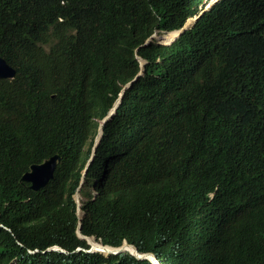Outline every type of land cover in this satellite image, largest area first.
<instances>
[{"label": "trees", "instance_id": "16d2710c", "mask_svg": "<svg viewBox=\"0 0 264 264\" xmlns=\"http://www.w3.org/2000/svg\"><path fill=\"white\" fill-rule=\"evenodd\" d=\"M207 1L0 0L15 70L0 80V264H152L86 252L79 223L160 264H264V0H219L144 45ZM54 155L30 190L23 174Z\"/></svg>", "mask_w": 264, "mask_h": 264}, {"label": "water", "instance_id": "95a60500", "mask_svg": "<svg viewBox=\"0 0 264 264\" xmlns=\"http://www.w3.org/2000/svg\"><path fill=\"white\" fill-rule=\"evenodd\" d=\"M192 24H193V22H191V21L187 22L182 27V29L179 31V33L190 28L192 26ZM140 63H141V72L137 75V77L141 76L144 72L143 63L141 61H140ZM14 75H15L14 68L9 66L4 59L0 58V80L1 79H12L14 77ZM132 82H134V81H132ZM105 120H107V118L104 119V121ZM101 127L102 126H99L100 131H101ZM59 160H60V157L58 155H55L53 157H50V158L44 160L40 164L31 165L30 169L26 173L23 174L21 181L29 183V189L32 191H39V190L43 189L48 184V182L53 178V175H54V172H55V169H56V166H57ZM85 171H86V168L84 169L83 176L85 174ZM81 185H82V181L80 183V186ZM80 186H79V188L75 194V202L77 204V215L79 218H80V213H82L81 203L79 201ZM77 234L81 239L86 240L88 243L89 237H85V236L81 235V233H80V224H78ZM91 238H93V237H91ZM101 246L102 247H108V246H103V245H101ZM125 247H131L132 249H134V251H135L134 254L137 253V255H139V256L134 255L132 252H129V253L134 255L139 260L149 259V260L155 261L154 256L151 255L152 259H150L147 256L150 254H141L137 251V249L134 246L129 245L126 242H124L118 248L108 247L110 249L108 254L121 253V252H123V248H125ZM57 249L58 248H54V250H57ZM88 252H96V250L94 249L93 246L92 247L90 246V249L88 250Z\"/></svg>", "mask_w": 264, "mask_h": 264}, {"label": "clouds", "instance_id": "9594fccd", "mask_svg": "<svg viewBox=\"0 0 264 264\" xmlns=\"http://www.w3.org/2000/svg\"><path fill=\"white\" fill-rule=\"evenodd\" d=\"M219 0H208L207 2H206V4L204 5V7H203V9L199 12V14L198 15H196L195 17H192V18H189V19H187L186 20V22L182 25V27L187 23V22H189V21H191V22H193V24H192V26L190 27V28H188V29H186V30H189V29H191V28H193V26H194V24H195V22L197 21V19L203 14V13H205V12H207V11H209L210 9H211V7L212 6H214V4H216L217 2H218ZM182 27L180 28V29H178V30H174V31H171V32H167V33H173V32H175L176 33V36L174 37V40L175 39H177L179 36H180V34H182L184 31H186V30H184V31H182V32H180L179 33V31L182 29ZM155 33H157L156 31L154 32V34ZM179 33V34H178ZM153 34V35H154ZM160 34V33H159ZM153 35L149 38V39H147V41L144 43V45H147V44H149L151 41H155L154 40V37H153ZM166 36V35H165ZM174 40H172L171 42H169L168 44H170V43H172ZM156 43H158V44H160L159 42H157L156 41ZM168 44H165V45H168ZM138 60H139V62L141 61L142 63H143V66H144V61L141 59V58H139L138 57ZM141 72V63H140V71H139V73ZM138 73V74H139ZM137 74V75H138ZM143 74H144V72H143ZM142 74V75H143ZM141 75V76H142ZM137 77V76H136ZM134 78L132 81H136L137 79H138V77L137 78ZM140 77V76H139ZM131 81V82H132ZM131 82H129L128 84H126L124 87H123V89H122V91H121V93H120V95H119V97H118V99L114 102V104H113V106L110 108V110H109V112L107 113V115L100 121V123H99V126H102L101 127V132H100V130H99V126H98V131H97V133H96V136H95V138H94V142H93V146H92V154H94V152H95V148H96V146L98 145V143H99V140H100V138H101V136H102V131H103V125H104V123L105 122H107L110 118H111V116L115 113V110H116V108L118 107V105H119V103H120V99H121V97H122V95H123V92H124V90L128 87V86H130L132 83ZM107 118V120H105L104 121V119H106ZM100 132V133H99ZM55 156V155H54ZM59 156V155H58ZM53 157V156H52ZM60 157V156H59ZM92 159V155H91V157H90V159H89V161ZM60 161V160H59ZM42 163V162H41ZM59 163V162H58ZM40 164V163H39ZM34 165V164H33ZM87 166H88V163H87V165H86V170H87ZM57 167V166H56ZM84 168V169H85ZM83 172H84V170H83ZM86 172V171H85ZM85 175V174H84ZM83 178H84V176H83V174H82V179H81V181H82V184H83ZM81 183V182H80ZM80 186V185H79ZM82 186V185H81ZM80 186V187H81ZM79 188V187H78ZM78 190V189H77ZM77 192V191H76ZM76 194V193H75ZM80 196V195H79ZM74 199H75V195H74ZM79 201H80V199H79ZM77 205V204H76ZM83 213V212H82ZM78 216V215H77ZM82 217V216H81ZM81 217L79 218L78 217V219L79 220H81ZM80 224V223H79ZM82 235V234H81ZM86 237V236H85ZM89 238H91V237H89ZM93 239H94V237H93ZM95 240V239H94ZM86 241V240H85ZM87 242V241H86ZM95 242H97V243H99V244H101L99 241H95ZM124 243V242H123ZM122 243V244H123ZM88 244V243H87ZM89 245V244H88ZM102 245V244H101ZM104 246V245H103ZM133 246V245H132ZM108 247H110V246H108ZM120 247V246H119ZM54 248H58V247H53V248H51V249H49V250H54ZM113 248H118V247H113ZM59 249V248H58ZM57 249V250H58ZM89 249H90V245H89ZM88 249V250H89ZM78 250H80V249H78ZM88 250H86V252H88ZM138 251V250H137ZM96 252H98V251H96ZM123 252H127V251H123ZM89 253H93V252H89ZM98 253H100V252H98ZM129 253V252H128ZM102 254V253H101ZM131 254V253H130ZM141 254H150V255H152V256H154L152 253H141ZM104 255V254H103ZM107 255H109V254H107ZM107 255H104V256H107ZM115 255V254H114ZM132 255V254H131ZM134 256V255H133ZM135 257V256H134ZM143 260H148V261H150L152 264H160V263H158V261H157V259H156V257L154 256V260L155 261H152V260H149V259H143Z\"/></svg>", "mask_w": 264, "mask_h": 264}, {"label": "bare ground", "instance_id": "6f19581e", "mask_svg": "<svg viewBox=\"0 0 264 264\" xmlns=\"http://www.w3.org/2000/svg\"><path fill=\"white\" fill-rule=\"evenodd\" d=\"M169 34H171V33H169ZM170 37L171 36L167 35L165 37H161V39H163L164 41H167ZM80 216H81V213H80ZM91 239L92 238L88 239V243H89V241H92L94 244H91V243H89V244H90L91 247L93 246L96 251H98L100 253H103V254H108L109 253L110 249L108 247H102L101 244H99V243H97V242H95L94 240H91ZM123 251L132 252L133 254L135 252L134 249H132L131 247H125V248H123ZM134 255L139 256V255H137V253H135ZM147 256H148V258L152 259L151 255H147Z\"/></svg>", "mask_w": 264, "mask_h": 264}, {"label": "rangeland", "instance_id": "374dc122", "mask_svg": "<svg viewBox=\"0 0 264 264\" xmlns=\"http://www.w3.org/2000/svg\"><path fill=\"white\" fill-rule=\"evenodd\" d=\"M165 35L167 36V35H169V33H155L154 35H153V37H154V40L155 41H157V42H159L160 44H168L169 42H171V41H169V42H166V41H164L163 39H161V37H165ZM174 40V39H173ZM97 131H98V129H97ZM79 199H80V196H79Z\"/></svg>", "mask_w": 264, "mask_h": 264}]
</instances>
